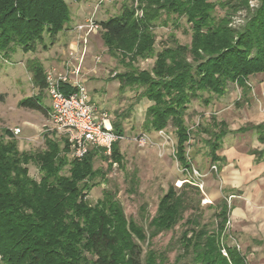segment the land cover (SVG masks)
<instances>
[{
	"label": "trees",
	"instance_id": "1",
	"mask_svg": "<svg viewBox=\"0 0 264 264\" xmlns=\"http://www.w3.org/2000/svg\"><path fill=\"white\" fill-rule=\"evenodd\" d=\"M256 8H249L248 0H133L120 14L97 21L107 42L118 47L125 41L137 54L147 57L152 52L154 23L166 17L185 18L191 30L189 46L178 45L165 49L157 56L154 77L144 72L133 75V84L141 85L143 95L152 105L146 110L144 130L159 132L168 125L174 128L177 139L175 160L187 174L192 173V161L187 157L186 143L190 133L184 116L195 100L203 105L201 93L222 97L232 85L244 95L250 91L248 79L264 74V0ZM226 9L223 17L216 18V9ZM245 10V23L229 26L231 16ZM141 16L137 17L136 12ZM71 20L65 0H0V65L17 50L36 51L42 45L43 35L54 38ZM189 55L193 63L187 62ZM35 85L44 91V69L40 63L27 62ZM64 93L69 89L62 87ZM20 106L45 112L36 100L28 98ZM48 112V110H47ZM206 141L211 163L219 160L216 152L229 132L224 123L216 125ZM113 133L122 137L118 124ZM263 124L241 127L236 132L256 130L261 135ZM7 142L0 138V256L3 264H141V251L132 237L143 240V233L129 223L114 194L106 192L94 206L84 200L87 184L80 182L93 176L92 159L100 150L91 149L81 160L72 161L70 176H60L65 161L59 157L55 142L47 141L48 150L30 154L20 152L12 132L5 130ZM65 146L68 149L66 141ZM263 137L260 142L263 143ZM118 140L112 144L110 156L116 160ZM253 154L260 155L255 150ZM117 162V161H114ZM34 163L39 181L29 177L26 165ZM217 167V166H215ZM218 170V167H217ZM199 189L184 183L178 190L169 186L159 199L150 227L153 231L168 229L189 209ZM230 208L222 203L217 215L215 231L192 229L195 259L200 264H245L235 246L222 244L223 231ZM196 224V221L193 220ZM191 231V230H190ZM187 234V233H185ZM188 249V247H187ZM225 249L227 257L221 254Z\"/></svg>",
	"mask_w": 264,
	"mask_h": 264
},
{
	"label": "rangeland",
	"instance_id": "2",
	"mask_svg": "<svg viewBox=\"0 0 264 264\" xmlns=\"http://www.w3.org/2000/svg\"><path fill=\"white\" fill-rule=\"evenodd\" d=\"M65 1L70 10L85 6L77 22L54 38L44 34L43 43L46 48L39 44L35 52L23 53L17 50L8 60H1L0 138L7 142L4 131L19 129L20 133L14 136L16 147L20 152L30 154L46 152L47 141L55 142L57 154L65 161L59 175L69 177L74 159L64 141L49 132L52 128L47 115L50 103L45 91H40L35 85L27 70V62L40 63L44 71L56 67L69 50L74 48V43L78 41L74 27L87 14L94 12V19L100 22L120 14L124 6L132 3L135 6L136 2ZM258 2L257 0L255 5ZM225 12L226 9L217 8L214 15L216 18L223 17ZM245 15V10L232 13L229 26L236 28L243 25ZM136 16L140 17L141 12L137 11ZM154 25L151 29L152 52L147 57L137 54V49L132 50L126 41L122 47L107 42L100 31L89 36L86 54L81 62L85 87L98 110L109 115L112 127L114 123L119 125L122 137L118 140L116 160L103 153L93 157V176L80 182L81 187L87 184V189L83 192L84 200L88 205L94 206L104 198L106 192L114 194V200L121 204L126 220L143 233V240L132 235L141 251V264H200L195 259L192 245L186 246L188 240L193 242L192 229L215 231L219 223L217 215L222 203L226 202L230 211L222 244L235 246L245 264H264V155L256 159V156L250 155L252 150L264 149V141L260 142V137L264 139V134L261 135L256 130L236 132L241 127L264 125V74L248 79L251 90L245 95L240 88L232 85L222 97L201 93L203 99L210 98L207 106L201 100L188 105L184 116L190 133L186 153L192 161L193 172L187 174L174 157L177 142L174 128L168 125L161 132L144 130L146 110L152 102L142 96L145 88L130 80L133 75L144 72L154 77L153 68L159 53L178 45L189 46L191 42L190 26L183 17L177 19L176 16L163 15ZM186 60L193 63L189 55ZM28 98L36 99L45 112L21 107L20 103ZM219 123H224L229 132L222 139L221 148L216 154L225 158L228 167L241 168L239 174L241 173L245 183L241 187L242 194L241 191L240 194L228 191L223 176L217 170L224 161L219 160L213 164L208 155L206 141L210 138L211 131L218 130L216 125ZM141 136L146 138L144 147L138 146ZM214 166H217L216 169ZM26 168L29 177L39 181L41 173L37 166L29 163ZM184 183L198 186L200 192L198 195L188 193L192 198L189 209L170 228L159 231H153L151 227L149 229L158 201L168 187L173 186L178 190ZM234 206L243 212L236 219L231 211ZM220 252L227 257L225 249Z\"/></svg>",
	"mask_w": 264,
	"mask_h": 264
},
{
	"label": "built area",
	"instance_id": "3",
	"mask_svg": "<svg viewBox=\"0 0 264 264\" xmlns=\"http://www.w3.org/2000/svg\"><path fill=\"white\" fill-rule=\"evenodd\" d=\"M255 2L257 3V0H248L249 8H256ZM99 30L100 27L94 19V12L87 14L74 27L78 40L74 43V48L69 50L56 67H50L44 71V91L50 103L47 115L52 123L49 132L56 138L66 141L69 154L74 160H81L91 149L110 155L112 144L119 140L113 133L109 115L98 110L91 101L81 69L89 36ZM62 87L68 88L69 92L64 93L61 90ZM12 133L16 136L20 131L14 129ZM145 145L146 138L141 136L138 139V146ZM0 264H3L1 256Z\"/></svg>",
	"mask_w": 264,
	"mask_h": 264
},
{
	"label": "crops",
	"instance_id": "4",
	"mask_svg": "<svg viewBox=\"0 0 264 264\" xmlns=\"http://www.w3.org/2000/svg\"><path fill=\"white\" fill-rule=\"evenodd\" d=\"M84 9H85V6H83V8L78 9V10L77 9L70 10V12H71V20L65 26V28L62 30V32L64 30L67 31V28L69 27V25L77 22L80 19L79 14L83 13ZM255 151H257V152H261L262 151V153L260 155L253 154L250 151V155L256 156L255 159L257 157H259V156L262 157L264 155V149L255 150ZM218 157L221 158L222 161H224V164L221 166V168L218 169V172L223 176L224 182L226 183L225 186H227V188H229L228 191H231V192H239V191H241V194H242L243 192H242V188L241 187H244V186H242V184H245V183H243L244 179L242 178L241 173L239 174L241 168L239 167V169H238V168L228 167V165L225 162V158L224 157H220V156H218ZM232 194L235 195L234 193H232ZM239 194H240V192H239ZM231 211H233L232 215H233V218H235V219L238 218L243 213L242 210L239 207H237V206H234Z\"/></svg>",
	"mask_w": 264,
	"mask_h": 264
}]
</instances>
